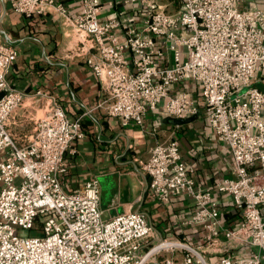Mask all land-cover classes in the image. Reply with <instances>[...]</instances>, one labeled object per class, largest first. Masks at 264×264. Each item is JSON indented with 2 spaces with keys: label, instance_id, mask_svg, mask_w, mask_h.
Instances as JSON below:
<instances>
[{
  "label": "built area",
  "instance_id": "2783aa9c",
  "mask_svg": "<svg viewBox=\"0 0 264 264\" xmlns=\"http://www.w3.org/2000/svg\"><path fill=\"white\" fill-rule=\"evenodd\" d=\"M78 1L71 16L54 0H0V18L6 3L26 19L53 9L101 85L93 109L123 127L142 126L161 104L176 119L198 115L187 93L172 94L174 85L196 84L208 126L233 160L235 179L215 189L239 222L222 227L211 190L196 187L175 140L153 146L140 168L157 204L191 200L183 225L200 227V243L163 236L143 213L104 218L96 179L65 191L59 175L71 143L84 138L83 114L70 119L46 93L13 88L6 77L17 52L0 41V264H264V10L240 11L243 0H115V17L101 21L102 0ZM28 99L42 114L20 142L8 123Z\"/></svg>",
  "mask_w": 264,
  "mask_h": 264
},
{
  "label": "crops",
  "instance_id": "0c3cea01",
  "mask_svg": "<svg viewBox=\"0 0 264 264\" xmlns=\"http://www.w3.org/2000/svg\"><path fill=\"white\" fill-rule=\"evenodd\" d=\"M102 1L105 7L101 21L115 17L118 9L115 0ZM161 1L168 3L170 0ZM54 2L63 3L71 16L79 13L78 0ZM124 8L127 13L134 14L130 6ZM249 8L264 10V0H243L238 5L240 11ZM170 9L175 11L177 7L171 5ZM135 20L139 21L138 16ZM0 41L17 52L16 61L6 77L13 88L27 95L37 91L46 93L70 119L83 114L84 138L71 143L64 158L65 172L59 175L65 191L80 190L84 183L96 179L104 218L124 212L143 213L163 236L198 237L195 243H200V227L183 225L194 211L191 200L182 196L168 206L157 204L148 193L149 178L140 168V162L148 159L153 146L175 140L196 187L211 190L220 209L222 227L233 229L236 226L239 213L230 198L215 189L216 184L223 180L235 179L232 156L228 146L219 142L208 126L196 84L188 81L172 87L173 95L182 91L197 103L199 113L191 116V120L181 125L174 124V118L165 113L161 104L147 112L142 126L123 127L118 119L93 109L103 98L101 85L82 59L74 56V41L64 32L53 9L26 19L14 13L7 3L4 4ZM257 87L264 92V85ZM40 113L28 99L15 112L8 129L23 142L32 133L34 125L31 119ZM208 258L212 263L217 260L215 256Z\"/></svg>",
  "mask_w": 264,
  "mask_h": 264
},
{
  "label": "water",
  "instance_id": "95a60500",
  "mask_svg": "<svg viewBox=\"0 0 264 264\" xmlns=\"http://www.w3.org/2000/svg\"><path fill=\"white\" fill-rule=\"evenodd\" d=\"M192 118H193V117H190V118H180V119H176V118H174V119L172 120V122H173L174 124L181 125V124H183V123H185V122L191 120Z\"/></svg>",
  "mask_w": 264,
  "mask_h": 264
},
{
  "label": "rangeland",
  "instance_id": "374dc122",
  "mask_svg": "<svg viewBox=\"0 0 264 264\" xmlns=\"http://www.w3.org/2000/svg\"><path fill=\"white\" fill-rule=\"evenodd\" d=\"M170 9V8H169ZM171 10V9H170ZM241 10V9H240ZM42 113H40V116H41Z\"/></svg>",
  "mask_w": 264,
  "mask_h": 264
}]
</instances>
